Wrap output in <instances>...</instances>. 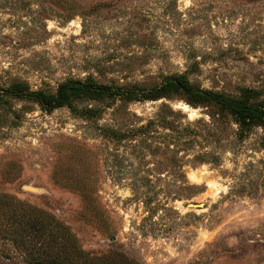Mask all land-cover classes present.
<instances>
[{
    "label": "rangeland",
    "instance_id": "obj_1",
    "mask_svg": "<svg viewBox=\"0 0 264 264\" xmlns=\"http://www.w3.org/2000/svg\"><path fill=\"white\" fill-rule=\"evenodd\" d=\"M169 74L264 105V0H0L2 90L88 77L150 87ZM162 103L196 131L177 149L181 169L157 163L166 148L108 129L144 124ZM73 108L0 96V195L67 227L85 254L64 262L264 264V126L239 136L230 116L213 123L215 106L180 93ZM0 264L28 263L0 241Z\"/></svg>",
    "mask_w": 264,
    "mask_h": 264
},
{
    "label": "trees",
    "instance_id": "obj_2",
    "mask_svg": "<svg viewBox=\"0 0 264 264\" xmlns=\"http://www.w3.org/2000/svg\"><path fill=\"white\" fill-rule=\"evenodd\" d=\"M14 85L11 90L0 89V96L9 93L33 101L48 111L63 106L74 110L73 104L83 98L98 100L116 97L127 103L157 100L180 93L190 105L215 106L218 111L210 114L213 123L218 124L223 115L230 116L237 125L239 136L253 126H264V105L250 100L251 91L244 93L242 97H235L229 93L197 88L184 74L164 75L159 83L150 87L115 88L98 83L90 77L86 80L67 79L58 83L54 89L31 90L19 83ZM159 111L156 118H150L146 123L128 130L108 129L120 140L138 137L141 141H148L147 147L153 155H158L161 146L166 148L161 152L162 156H159L157 163L181 169L184 161L177 155V149L184 143L193 141L186 132L192 131L195 134L196 131L168 118L175 112L166 103L161 104ZM151 141L154 145H151ZM172 145L175 149H171ZM144 203L148 205L147 202ZM0 241L11 244L28 264H72L64 260L73 253L81 256L85 254L84 250L75 245L67 227L54 216H48L44 211L14 200L6 194L0 195ZM61 254L68 256L60 258ZM4 255L8 257L7 254Z\"/></svg>",
    "mask_w": 264,
    "mask_h": 264
},
{
    "label": "water",
    "instance_id": "obj_3",
    "mask_svg": "<svg viewBox=\"0 0 264 264\" xmlns=\"http://www.w3.org/2000/svg\"><path fill=\"white\" fill-rule=\"evenodd\" d=\"M25 188L28 189V190H36V189H34V188L30 187V186H25ZM188 206H189L190 208H199V207H201L202 205H201L200 203L190 202V203L188 204Z\"/></svg>",
    "mask_w": 264,
    "mask_h": 264
},
{
    "label": "bare ground",
    "instance_id": "obj_4",
    "mask_svg": "<svg viewBox=\"0 0 264 264\" xmlns=\"http://www.w3.org/2000/svg\"><path fill=\"white\" fill-rule=\"evenodd\" d=\"M73 23H74V21H73Z\"/></svg>",
    "mask_w": 264,
    "mask_h": 264
}]
</instances>
